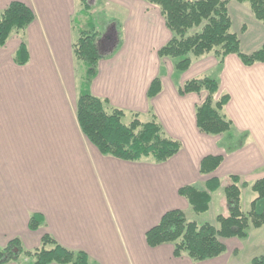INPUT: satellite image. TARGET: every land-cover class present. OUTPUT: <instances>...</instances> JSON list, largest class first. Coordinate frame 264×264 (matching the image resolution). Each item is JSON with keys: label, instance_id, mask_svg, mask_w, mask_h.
I'll use <instances>...</instances> for the list:
<instances>
[{"label": "crops", "instance_id": "obj_1", "mask_svg": "<svg viewBox=\"0 0 264 264\" xmlns=\"http://www.w3.org/2000/svg\"><path fill=\"white\" fill-rule=\"evenodd\" d=\"M11 1L0 0V11ZM17 1L31 8L35 19L23 33L25 65L13 60L21 42L18 34L12 33L0 47V247L17 237L32 249L48 233L62 246L85 252L94 264H226V257L238 252L249 234L239 240L223 238V254L192 262L174 257L170 243L149 247L145 232L164 212L191 209L178 194L184 185L204 188L216 177L221 187L229 175L249 184L264 177V62L246 66L229 54L219 64L210 52L191 59L173 81V66L161 69L164 59L157 55L171 36L159 9L144 0H100L123 17L101 33L103 56L89 86L91 94L145 115V121L155 116L165 134L181 144L162 163L105 156L85 138L75 115L71 45L78 0ZM228 11L242 50L251 52L264 44V24L247 3L230 0ZM209 70L217 71L215 97L229 94L223 112L233 124L231 139L198 129L195 106L203 93L178 92L185 81L211 74ZM155 77L161 90L148 99ZM209 155L222 160L214 171L202 174L200 162ZM248 188L241 187V196ZM252 193L247 210L256 197ZM33 213L44 221L36 230L28 228ZM236 242L238 246L227 245Z\"/></svg>", "mask_w": 264, "mask_h": 264}, {"label": "trees", "instance_id": "obj_2", "mask_svg": "<svg viewBox=\"0 0 264 264\" xmlns=\"http://www.w3.org/2000/svg\"><path fill=\"white\" fill-rule=\"evenodd\" d=\"M81 10H88L87 0H78ZM156 6L171 33L170 39L157 50L160 59H176L174 69L183 72L191 64V56L199 57L212 52L218 63L222 64L229 54H235L241 62L250 66L264 62V44L259 48L244 52L240 39L232 30V21L228 11L230 0H144ZM247 3L254 18L264 24V0H235ZM35 14L21 1H11L0 11V47L12 33L20 36L21 42L13 56L17 65L28 62V49L23 33L33 22ZM101 33L90 24L74 35L71 50L75 65L81 63L84 75L77 86L75 115L81 132L98 151L126 161L150 160L162 163L174 156L181 144L165 134L155 116L149 121H141L138 113L129 112L131 120L124 123L123 109L114 107L106 98L91 94L89 86L97 73V63L102 58L99 41ZM219 89L218 80L210 77L192 78L178 87L181 95L187 93L204 94L203 100L195 106V119L198 129L208 135L233 137L232 121L225 115L223 108L229 101V94L215 97ZM161 90V81L155 77L147 89L146 96L151 99ZM222 157L206 156L200 162L202 174L214 171ZM230 183L224 190L227 215L216 216L217 227L210 223L190 221L180 209L164 212L157 224L145 232L149 247L163 243L173 246V256H186L192 262L216 258L225 252L221 242L223 238L244 239L249 227L260 228L264 225V208L257 210V204L264 199V177L252 183L243 182L237 175H229ZM249 186L256 194L250 202V208H241V187ZM220 187V181L212 177L204 188L188 184L178 189L191 210L204 213L211 201V192ZM44 221L39 214L33 213L28 219V228L36 230ZM94 264L81 250H73L59 244L46 233L37 247L25 248L19 238L9 240L0 247V264ZM252 264H264L263 257H255Z\"/></svg>", "mask_w": 264, "mask_h": 264}, {"label": "rangeland", "instance_id": "obj_3", "mask_svg": "<svg viewBox=\"0 0 264 264\" xmlns=\"http://www.w3.org/2000/svg\"><path fill=\"white\" fill-rule=\"evenodd\" d=\"M89 4L88 10H81L80 4L78 1V7L75 11V15L72 19V28L74 30V35H77L81 29H88L90 24L94 25L97 30L102 33L103 35L108 31V26L115 23L118 19L121 21L122 15L119 13V11H116L115 7L109 4L101 5L100 0H87ZM245 52V50H243ZM248 53V52H247ZM191 59H194L193 56H191ZM176 59H164L162 62L161 69L164 68L165 65L171 63V65H174V62ZM168 66V65H167ZM166 66V68H167ZM163 73V71L161 72ZM208 75H204L205 77L210 78H216L217 77V71L214 70V73L212 70H209ZM173 81L177 80L176 76H180V72L175 70L173 67ZM84 75V67L81 65V63L75 65V79L76 84L79 86V84L82 81ZM202 76V77H204ZM139 119L141 121H145V115L139 116ZM131 120V115L129 112H125L124 117L122 118V121L124 123H129ZM230 180L224 179L222 182L221 187L217 189L215 192L211 194V202L209 204V208L204 213H196L192 211L191 209L185 211V217L190 221H195L197 223H210L211 225L217 227L218 224L216 222V216L218 214H226L227 213V205L226 200L224 196V186L229 184ZM252 190L250 188L246 189L241 196V204L246 211L248 209V204L250 201V197L252 195ZM264 208V199H261L257 204V210L261 211ZM249 234V240L247 243L244 241H240L243 243V247L239 249L238 252H236L234 255H229L226 257V264H252L251 260L255 257H263L264 258V225L260 228H253L249 227L248 229ZM239 240V239H238ZM239 243H227L228 247L231 246H238ZM230 249V248H229ZM230 251V250H229ZM225 258V257H224Z\"/></svg>", "mask_w": 264, "mask_h": 264}]
</instances>
